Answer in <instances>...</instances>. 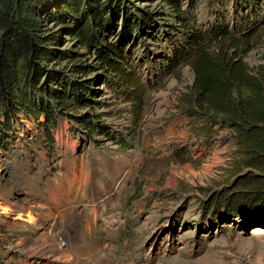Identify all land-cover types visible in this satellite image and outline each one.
I'll return each instance as SVG.
<instances>
[{
	"label": "rangeland",
	"instance_id": "1",
	"mask_svg": "<svg viewBox=\"0 0 264 264\" xmlns=\"http://www.w3.org/2000/svg\"><path fill=\"white\" fill-rule=\"evenodd\" d=\"M195 1L182 7L190 26L207 34L217 23L237 32L264 18V0L257 13L244 0ZM140 3L159 16L123 48L126 77L94 84L105 133L90 137L60 116L52 153L36 120L20 113L0 150V264H264V221H220L200 209L208 189L229 178L235 145L227 131L200 143L175 107L194 80L182 64L191 28L160 0ZM263 58L264 41L245 57L250 66ZM183 144L200 164L171 163L172 148ZM76 223L82 243L72 235Z\"/></svg>",
	"mask_w": 264,
	"mask_h": 264
},
{
	"label": "trees",
	"instance_id": "2",
	"mask_svg": "<svg viewBox=\"0 0 264 264\" xmlns=\"http://www.w3.org/2000/svg\"><path fill=\"white\" fill-rule=\"evenodd\" d=\"M160 1L191 28L182 64L190 65L194 80L177 95L178 113L200 143L210 146L227 131L235 145L229 178L208 189L200 209L220 221H264V58L255 66L245 59L264 41V18L237 32L217 23L207 34L190 26L182 0ZM244 1L255 13L262 6V0L259 6ZM158 16L140 0H0V150L13 136L20 113L36 120L52 153V130L60 116L84 126L90 137L105 133L95 112L94 84L110 83L121 73L126 77L123 48ZM112 31L118 40L109 38ZM97 68L102 73L90 76ZM137 99L140 124L142 99ZM170 157L175 164H200L186 144L172 148Z\"/></svg>",
	"mask_w": 264,
	"mask_h": 264
},
{
	"label": "crops",
	"instance_id": "3",
	"mask_svg": "<svg viewBox=\"0 0 264 264\" xmlns=\"http://www.w3.org/2000/svg\"><path fill=\"white\" fill-rule=\"evenodd\" d=\"M76 229L74 230V232H72V235L79 240L80 243H82L84 241V237L82 236V233L79 231V223H76ZM78 242V244H79ZM13 261V258H11L10 260H8V262ZM17 261V260H16ZM23 260H20V262H18V264H21ZM25 264H29V262H25Z\"/></svg>",
	"mask_w": 264,
	"mask_h": 264
},
{
	"label": "bare ground",
	"instance_id": "4",
	"mask_svg": "<svg viewBox=\"0 0 264 264\" xmlns=\"http://www.w3.org/2000/svg\"><path fill=\"white\" fill-rule=\"evenodd\" d=\"M127 156V155H126ZM31 218V217H30ZM30 221L32 220V218L31 219H29ZM259 230H261V228L260 227H258V228H256L255 229V231H259Z\"/></svg>",
	"mask_w": 264,
	"mask_h": 264
}]
</instances>
